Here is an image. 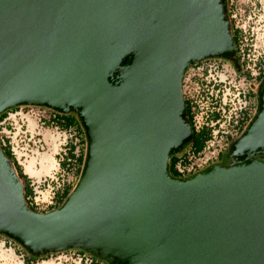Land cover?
Listing matches in <instances>:
<instances>
[{
  "label": "water",
  "instance_id": "1",
  "mask_svg": "<svg viewBox=\"0 0 264 264\" xmlns=\"http://www.w3.org/2000/svg\"><path fill=\"white\" fill-rule=\"evenodd\" d=\"M213 57L236 63L226 0H0V114L74 112L86 138L75 187L44 213L0 146V235L34 257L264 264V79L228 163L167 171L192 138L183 75Z\"/></svg>",
  "mask_w": 264,
  "mask_h": 264
},
{
  "label": "built area",
  "instance_id": "2",
  "mask_svg": "<svg viewBox=\"0 0 264 264\" xmlns=\"http://www.w3.org/2000/svg\"><path fill=\"white\" fill-rule=\"evenodd\" d=\"M226 6L230 23L232 21L233 28L237 30V42L234 45L236 63L233 61V64H228L221 57L207 58L189 66L182 78V96L191 107L194 129L198 131L203 126L212 128L210 138L199 153H193L189 147L177 153L181 158L183 156L186 158V163L181 159L176 164V169L183 178L204 172L215 165L216 160H222V155L226 156L230 143L241 135L257 111L256 95L251 93L250 86H256L261 80L260 76L264 74V12L260 17L255 12L244 13L246 24H241V18H238L235 13L236 8L233 0H226ZM255 18L258 19L255 20ZM47 110L48 114L45 120L54 115L52 109ZM8 114L11 113L8 112ZM244 115L246 119L241 124ZM42 123L44 124V122ZM54 127L65 135V142L62 144L64 152L61 154L62 157L65 155L66 143L72 140L79 144V138L73 128L60 130L57 126ZM10 132L6 127L0 126V141L5 144L6 140L10 144L15 158L19 162L14 152V142L10 139ZM76 152H78V147ZM46 181L44 179L42 183L45 184ZM64 183L66 182L63 181L57 188L47 183L46 186L49 189L45 198L42 199L41 196L44 195V192L36 191L32 182L36 212L41 213L49 206L55 205V192L60 190ZM69 251H71L69 257L78 260L80 264H89L92 260L89 253L80 252L77 249ZM54 254H64V251Z\"/></svg>",
  "mask_w": 264,
  "mask_h": 264
},
{
  "label": "rangeland",
  "instance_id": "3",
  "mask_svg": "<svg viewBox=\"0 0 264 264\" xmlns=\"http://www.w3.org/2000/svg\"><path fill=\"white\" fill-rule=\"evenodd\" d=\"M255 1L257 2L256 6ZM233 2L236 8L235 13L238 18H241V24H246V19H244L243 15L244 13L255 12L257 13V16L260 17L264 12V0H233ZM256 19L258 18H255V20ZM224 61L228 64H233V60L224 59ZM263 78L264 76L262 77V80ZM10 113L11 114L7 113L0 126L6 127L11 131L10 139L14 142V152L19 159V164L23 170L27 172L25 170L26 165L27 170L31 173L39 172L38 174H31L29 172L27 174H29V178L31 183L33 182L35 190H41L44 192V195H42L41 198L44 199L45 194H47L46 192L49 189V187L46 186L47 183H49L50 186H54V188H57L63 181L66 183L71 182L72 185H76L79 179V177H77L78 174L75 173L73 175L71 171L64 172L59 166L62 158L61 154H63L62 144L65 142L64 133L62 131L60 132L55 127L46 126L47 124L42 123L48 114L47 108L41 106H20ZM31 121L35 123V126L32 127V129L35 128V130L30 128ZM43 133H49V136L44 139ZM83 137L85 139L84 130ZM188 147L189 145H186L182 150H185ZM226 160H228L226 156L222 155V160H216L215 163H223ZM44 179L47 180L45 184L42 183V180ZM38 185L39 187H37ZM69 250L71 249L65 250L64 254H53L39 258L34 260V264H80L78 260L69 257V253L71 252ZM23 255H25V252L21 247L14 243V241L0 235V264H25L23 261ZM101 264L106 263L103 262Z\"/></svg>",
  "mask_w": 264,
  "mask_h": 264
},
{
  "label": "trees",
  "instance_id": "4",
  "mask_svg": "<svg viewBox=\"0 0 264 264\" xmlns=\"http://www.w3.org/2000/svg\"><path fill=\"white\" fill-rule=\"evenodd\" d=\"M231 25H232L233 44L235 45L237 42V39H236L237 38V30H235L233 28L232 21H231ZM263 76H264V74L262 76H260V79H261L260 81L262 82L261 86L263 85V80H262ZM184 103H185V108H186V114H187V117L190 121V124L192 126L193 131H192V138L190 139V141L185 143L184 146L179 151H181L186 145H189V150H191L193 153H199L203 149L205 142L210 138L212 128L209 126H203L201 129L196 131L194 129L193 124H192L191 107H190L189 103L187 102V100H184ZM18 107H20V106H18ZM18 107H15L13 109H8V110L2 112L0 114V122L6 117L8 112L14 111ZM22 107H24V106H22ZM41 107H45V106H41ZM47 109H49V108H47ZM49 110H51V109H49ZM51 111L54 115L52 117H50L49 119L43 121L45 124H47L46 126H52V127L57 126L60 130H67L69 128H73V129H75L76 135L79 138V142H80L79 144L74 143L72 140L68 141L66 143L65 155L62 156L63 158L61 159V162H60V167L62 169L68 170V171H72V169H73V171H74L73 173H77L78 174L77 177H79L81 174V171H82V167L84 164L85 157H86V153H85V150H86V140L85 139L86 138L84 139V137H83V130L84 129L80 123V119L78 118V116L74 112H69V113L63 114V113L56 112L54 110H51ZM244 119H246L245 115H244V118H243L241 124L244 123ZM84 135H85V133H84ZM0 146H1L4 154L12 162L17 177L23 183V193H24V199H25V203H26L27 207L30 210L36 212L37 210L35 209V205H34V201H33V197H34L33 184L31 183L30 178L27 176V174H25L23 172V168L20 166V164L16 160L10 144L5 140V144H2L0 141ZM77 147H78V152H76ZM179 151L170 153L169 159H168V164H167V171H168L169 176H171L172 178L186 179L187 177L183 178L176 169V164L181 159L183 160L184 163H186L185 156H183L181 158V156L177 155V153ZM190 177H192V176H190ZM190 177H188V178H190ZM74 186L75 185H72L71 183H64L63 187L60 190H57L55 192V196H54L55 205L49 206L47 208V210L43 211L42 213L47 212L48 210H52L53 208H57L66 199V197L72 191ZM19 247H21V246H19ZM21 249H23V248H21ZM77 250H79L80 252H85L84 250H81V249H77ZM24 252H25V255H23V261L25 264H34V260H37V259L42 258V257H47L51 254H54V253H51V254H47L45 256H41V257H34V256L29 255L26 250H24ZM85 253H87V252H85ZM99 262L103 263L105 261L92 256V260L89 264H101Z\"/></svg>",
  "mask_w": 264,
  "mask_h": 264
},
{
  "label": "flooded vegetation",
  "instance_id": "5",
  "mask_svg": "<svg viewBox=\"0 0 264 264\" xmlns=\"http://www.w3.org/2000/svg\"><path fill=\"white\" fill-rule=\"evenodd\" d=\"M261 81L255 86V85H251L250 86V91H251V93H253V94H256L257 92H258V90L260 89V87H261ZM228 150V149H227ZM227 152V151H226ZM258 157L259 158H262V159H264V154H262V155H258ZM225 163H228V160H226L225 162H223V163H219V164H225Z\"/></svg>",
  "mask_w": 264,
  "mask_h": 264
},
{
  "label": "crops",
  "instance_id": "6",
  "mask_svg": "<svg viewBox=\"0 0 264 264\" xmlns=\"http://www.w3.org/2000/svg\"><path fill=\"white\" fill-rule=\"evenodd\" d=\"M35 126V123L34 122H30V128L32 129V127H34ZM32 130H35V128L34 129H32ZM49 133H43V138L44 139H46V137H48L49 135H48ZM64 153V152H63ZM49 155V154H48ZM63 158V157H62ZM19 163V162H18ZM41 164V163H40ZM72 164V163H71ZM33 167H34V164H33ZM41 168H42V166H41ZM25 170L27 171V172H25L24 170H23V172L25 173V174H27L28 172L29 173H31L29 170H27V168H26V165H25ZM68 171V170H67ZM74 171H73V169H72V171H71V173L74 175L75 173H73ZM39 172H35V173H31V174H38ZM27 176L29 177V174H27ZM72 184V183H71Z\"/></svg>",
  "mask_w": 264,
  "mask_h": 264
}]
</instances>
